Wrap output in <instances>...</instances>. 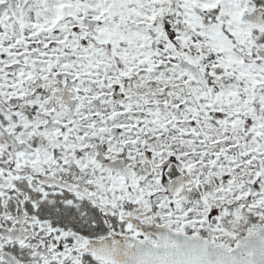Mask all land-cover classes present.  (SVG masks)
<instances>
[{"label":"snow or ice","instance_id":"obj_1","mask_svg":"<svg viewBox=\"0 0 264 264\" xmlns=\"http://www.w3.org/2000/svg\"><path fill=\"white\" fill-rule=\"evenodd\" d=\"M0 264H264V0H0Z\"/></svg>","mask_w":264,"mask_h":264}]
</instances>
